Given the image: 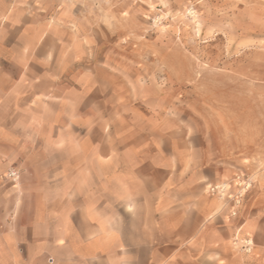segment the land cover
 I'll return each instance as SVG.
<instances>
[{
	"label": "crops",
	"instance_id": "crops-1",
	"mask_svg": "<svg viewBox=\"0 0 264 264\" xmlns=\"http://www.w3.org/2000/svg\"><path fill=\"white\" fill-rule=\"evenodd\" d=\"M87 53L70 10L0 0V264H264L260 212L210 191L206 131L175 136L149 99L115 115Z\"/></svg>",
	"mask_w": 264,
	"mask_h": 264
},
{
	"label": "rangeland",
	"instance_id": "rangeland-1",
	"mask_svg": "<svg viewBox=\"0 0 264 264\" xmlns=\"http://www.w3.org/2000/svg\"><path fill=\"white\" fill-rule=\"evenodd\" d=\"M53 2L70 10L88 49L81 63L99 68L104 84L94 92L121 95L115 115L149 99L172 116L175 136L205 130L225 161L220 185L246 179L243 206L264 219V0Z\"/></svg>",
	"mask_w": 264,
	"mask_h": 264
},
{
	"label": "built area",
	"instance_id": "built-area-1",
	"mask_svg": "<svg viewBox=\"0 0 264 264\" xmlns=\"http://www.w3.org/2000/svg\"><path fill=\"white\" fill-rule=\"evenodd\" d=\"M7 176L9 178H11L12 181H15L16 178H17V172L15 170L11 169V170L8 171ZM235 185L237 186V192L235 194L234 200H235L236 204H239L240 200L242 198V195H243L244 191L246 189H248L249 184H248V181L246 179H244L241 176L237 175L235 177ZM226 190H227L226 185H214V186L210 187V191L211 192H217L220 195L223 194ZM233 213H235V212H233ZM234 238L236 240V237H234Z\"/></svg>",
	"mask_w": 264,
	"mask_h": 264
}]
</instances>
